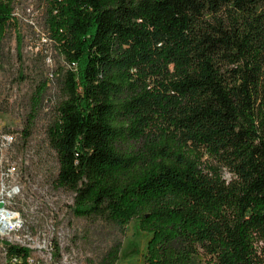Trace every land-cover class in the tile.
Instances as JSON below:
<instances>
[{
  "label": "trees",
  "instance_id": "trees-1",
  "mask_svg": "<svg viewBox=\"0 0 264 264\" xmlns=\"http://www.w3.org/2000/svg\"><path fill=\"white\" fill-rule=\"evenodd\" d=\"M45 1L69 65L46 136L73 214L135 219L143 264H264V0ZM2 245L7 264H33Z\"/></svg>",
  "mask_w": 264,
  "mask_h": 264
},
{
  "label": "rangeland",
  "instance_id": "rangeland-1",
  "mask_svg": "<svg viewBox=\"0 0 264 264\" xmlns=\"http://www.w3.org/2000/svg\"><path fill=\"white\" fill-rule=\"evenodd\" d=\"M47 7L45 0H14L1 41L0 208L17 213L18 224L0 231V264L8 263L4 242L28 247L33 264H100L113 245L119 246L116 264H143L149 234L135 219L121 225L78 217L71 210L73 193L54 185L57 160L46 128L56 118L58 83L69 65L50 37ZM189 144L203 163L228 177L218 153Z\"/></svg>",
  "mask_w": 264,
  "mask_h": 264
},
{
  "label": "bare ground",
  "instance_id": "bare-ground-1",
  "mask_svg": "<svg viewBox=\"0 0 264 264\" xmlns=\"http://www.w3.org/2000/svg\"><path fill=\"white\" fill-rule=\"evenodd\" d=\"M15 217H17V213L0 208V231H3L5 228L12 229L17 226L18 223H16L17 220H14Z\"/></svg>",
  "mask_w": 264,
  "mask_h": 264
},
{
  "label": "built area",
  "instance_id": "built-area-1",
  "mask_svg": "<svg viewBox=\"0 0 264 264\" xmlns=\"http://www.w3.org/2000/svg\"><path fill=\"white\" fill-rule=\"evenodd\" d=\"M8 136H10V137H8ZM9 138V140L12 138V136L11 135H4V139H8ZM9 211V210H8ZM10 212H13V211H10ZM16 218V217H15ZM0 225H1V223H0ZM4 230H7L6 228L4 229ZM30 260H31V258H29Z\"/></svg>",
  "mask_w": 264,
  "mask_h": 264
}]
</instances>
